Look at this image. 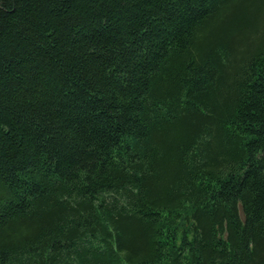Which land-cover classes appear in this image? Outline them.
<instances>
[{
  "label": "trees",
  "instance_id": "16d2710c",
  "mask_svg": "<svg viewBox=\"0 0 264 264\" xmlns=\"http://www.w3.org/2000/svg\"><path fill=\"white\" fill-rule=\"evenodd\" d=\"M0 264H264V0H0Z\"/></svg>",
  "mask_w": 264,
  "mask_h": 264
}]
</instances>
